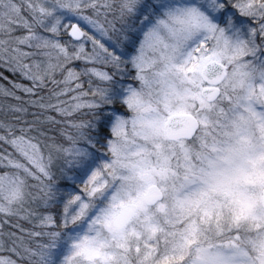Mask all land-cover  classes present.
<instances>
[{
  "label": "snow or ice",
  "instance_id": "obj_1",
  "mask_svg": "<svg viewBox=\"0 0 264 264\" xmlns=\"http://www.w3.org/2000/svg\"><path fill=\"white\" fill-rule=\"evenodd\" d=\"M0 264H264V0H0Z\"/></svg>",
  "mask_w": 264,
  "mask_h": 264
}]
</instances>
